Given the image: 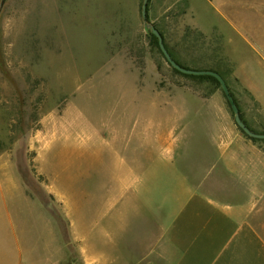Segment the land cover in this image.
Segmentation results:
<instances>
[{"label":"rangeland","instance_id":"rangeland-1","mask_svg":"<svg viewBox=\"0 0 264 264\" xmlns=\"http://www.w3.org/2000/svg\"><path fill=\"white\" fill-rule=\"evenodd\" d=\"M143 3L11 0L0 20V172L19 177L29 199L54 213L57 264H83L77 226L83 193L94 191L89 200L96 204L97 190L112 181L115 142L128 140L134 102L159 107L160 92L216 89L173 71L151 38ZM261 5L150 0L148 22L191 67L225 73L227 36L216 10L228 7L239 33L257 38L264 35ZM227 31L233 44L247 46ZM145 93L152 98H139ZM65 204L72 205V232Z\"/></svg>","mask_w":264,"mask_h":264},{"label":"crops","instance_id":"crops-1","mask_svg":"<svg viewBox=\"0 0 264 264\" xmlns=\"http://www.w3.org/2000/svg\"><path fill=\"white\" fill-rule=\"evenodd\" d=\"M227 8L215 13L227 36L220 73L242 121L264 134V35L240 34ZM227 25L247 46L233 44ZM159 95V107L134 102L128 140L115 142L113 178L96 204L94 191L83 193L82 263L264 264V140L238 127L223 90ZM57 259L54 213L29 199L19 177L0 172V264Z\"/></svg>","mask_w":264,"mask_h":264},{"label":"water","instance_id":"water-1","mask_svg":"<svg viewBox=\"0 0 264 264\" xmlns=\"http://www.w3.org/2000/svg\"><path fill=\"white\" fill-rule=\"evenodd\" d=\"M10 1L11 0H1L0 1V20H1L3 13H4L5 7L7 6V4ZM149 1L150 0H144L143 7H142V16H143L144 22L147 23V26L151 29L153 35H155V37L158 39L159 48H160L164 58L168 62V64H170L171 67H173L175 70H177L178 72H180L181 74H184V75L210 76V77L215 78L219 82V84L221 85V88H222L224 94L226 95V98L230 104V107H231V109L235 115V121H236V124L238 125V127L241 128V130H243V132L246 135H248L249 137H251L253 139H257V140H264V134H257L255 132H253L242 121L238 106H237V104H236V102H235V100H234V98L230 92V89L228 88L224 78L219 73H217L215 71H211V70L188 69V68H185V67L181 66L180 64H178L172 58L171 54L169 53V51L167 50V48L165 46L164 39H163L160 31L156 27L150 25L148 22L149 21V18H148ZM0 35H1V32H0Z\"/></svg>","mask_w":264,"mask_h":264},{"label":"trees","instance_id":"trees-1","mask_svg":"<svg viewBox=\"0 0 264 264\" xmlns=\"http://www.w3.org/2000/svg\"><path fill=\"white\" fill-rule=\"evenodd\" d=\"M149 8V7H148ZM149 18V17H148ZM164 39V43H165V46L167 48V50L169 51V53L171 54L172 58L178 63L180 64L181 66L185 67V68H188V69H196V70H211V71H215L217 73H219L221 76L222 74L220 73V71L218 69H215V68H197V67H191L190 65H188L186 62H184L183 60H181L180 58H178L175 53L173 52V50L169 47V45L167 44L166 42V39H165V35L163 34V32L158 29ZM151 38L152 40L154 41L157 49H159L160 53L162 54L160 48H159V43H158V39L155 37V35H153V33H151ZM170 65V64H169ZM173 71L179 75H182L183 77L185 78H189V79H192V80H196V81H200V82H211L213 84L216 85V88L217 89H220L222 90L221 88V85L219 84V82L213 78V77H210V76H189V75H184V74H181L180 72H178L177 70H175L173 67H172ZM256 140V139H254ZM256 141H259V140H256Z\"/></svg>","mask_w":264,"mask_h":264}]
</instances>
